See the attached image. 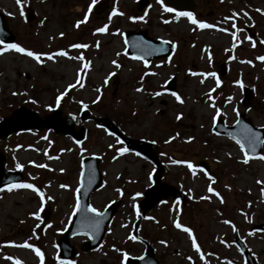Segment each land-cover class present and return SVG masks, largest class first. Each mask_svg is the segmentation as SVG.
<instances>
[{
    "label": "rangeland",
    "instance_id": "1",
    "mask_svg": "<svg viewBox=\"0 0 264 264\" xmlns=\"http://www.w3.org/2000/svg\"><path fill=\"white\" fill-rule=\"evenodd\" d=\"M98 1L28 0L21 7L24 11L30 6L27 12L33 18L27 24L25 15L17 16L20 7L14 0H0L1 10L16 15L10 20L18 37L15 44L35 53H67L53 60L41 56L38 63L13 49L4 51L0 44V119L20 107L40 117L58 109L61 117H73L74 131L83 136L77 142L42 129L0 141L3 168L18 170L23 184L44 193L41 207L40 197L30 189L0 190V264H41L33 249L16 246L24 242L40 250L43 264H123L124 253L138 257L145 243L153 247L159 264H248L237 239L256 264H264V231L255 229L264 223V160L259 158L264 143L259 155L244 163L240 146L213 132L216 119L232 125L240 113L264 129V61L258 59L264 56V0H194L191 14L212 25L208 28L178 12H165L163 0H147L142 12L138 0H110L109 11L96 16L91 7ZM104 26V32L96 31ZM130 29L175 44L173 53L149 63L126 56L123 33ZM77 43L88 47H71ZM80 56L83 60L76 58ZM173 78V92L182 103L167 91ZM69 84L75 87L57 105L56 97ZM242 87L252 94L249 107L242 105ZM157 92L160 95H154ZM99 118L109 119L132 139L153 142L161 181L183 198L162 199L142 215L139 203L151 186L155 166L136 152L119 154L116 150L124 146L96 125ZM89 156L100 158L102 175L89 204L99 212L111 202L119 205L97 248L83 252L88 238L72 236L69 244L75 255L61 261L57 240L72 221L81 162ZM37 212L39 219L31 215ZM174 221L192 231L200 252Z\"/></svg>",
    "mask_w": 264,
    "mask_h": 264
},
{
    "label": "water",
    "instance_id": "2",
    "mask_svg": "<svg viewBox=\"0 0 264 264\" xmlns=\"http://www.w3.org/2000/svg\"><path fill=\"white\" fill-rule=\"evenodd\" d=\"M108 1L102 0L93 9L94 13L99 15L108 9ZM167 7H171L176 12H189L192 13L195 9V2L193 0H164ZM147 1L140 0L138 10L141 11L146 7ZM14 35L8 28L6 18L0 13V43L6 45L13 43ZM125 54L130 57H140L145 63H149L152 59H160L169 57L174 50V47L169 42L163 40H156L147 36L143 30L140 31H127L124 33ZM221 74L225 75V70L221 69ZM167 88L172 91L174 88V78L167 82ZM252 99V94L247 88L243 89L242 104L249 107ZM87 113V112H86ZM14 120L4 118L0 121V139L7 138L12 133L26 131L29 129L39 130L42 128L53 129L57 134H66L74 137L76 140L81 138L73 132V119L72 117H60V111L54 110L51 115L46 116L44 119L36 116L35 112L25 108H19L12 113ZM84 118V117H83ZM99 127L104 128L108 133L116 136L129 151H136L143 157L152 162L156 169L152 176V185L143 193V198L139 203V207L144 213L150 210L156 203L169 196L173 198L182 199V193L173 186L167 185L161 181L162 166L158 156L155 154V144L144 140H135L130 137L124 136L117 126L107 118H99L96 120ZM246 129H251L256 133L261 140H264V129L261 127L253 126L248 118H245L243 113L238 115L237 121L232 126H225L221 119L217 120L213 131L217 134L226 135L234 141L240 140L245 145L244 152L248 153L249 157L257 156L261 151L262 143L256 145V150L253 152L248 147L247 140L245 139ZM99 157L90 156L82 161L81 181L77 190V201L79 202V209L76 210L74 218L68 228L58 240L59 256L63 260H68L73 257L74 249L69 245V238L74 235H85L89 238L84 242L81 250L86 252L98 247L101 243L102 237L105 233V227L111 220L119 202L109 204L102 212L103 217H97L94 213L88 212L89 196L97 189L102 182V176L99 172ZM2 158H0V163ZM200 166L208 170L204 163ZM13 172L3 170L0 165V188L15 184L21 181V176L16 173L11 176ZM99 219V226L94 225V221ZM82 222L80 229L76 230V226ZM258 231H264V223L259 224L255 228ZM237 246L242 250L248 264H256L255 259L248 253L244 244L236 240ZM144 253L139 257H129L125 264H159L154 256V249L145 243Z\"/></svg>",
    "mask_w": 264,
    "mask_h": 264
},
{
    "label": "snow or ice",
    "instance_id": "3",
    "mask_svg": "<svg viewBox=\"0 0 264 264\" xmlns=\"http://www.w3.org/2000/svg\"><path fill=\"white\" fill-rule=\"evenodd\" d=\"M157 2H158V3H161L162 0H157ZM16 3H17V5H21V4L23 3V0H16ZM162 7H163V4H162ZM113 11H114V13H115V9H114ZM164 11H165V12H173L174 9H172L171 7H164ZM257 11H260V10L257 9ZM20 14H21V16L24 15L23 10H21ZM235 15H236V13H233V16H235ZM244 15H247V13H244ZM177 16H186V17H188V19L191 21V23H193V24H198V26H199L200 28H208V27H212V25H208V24H206V23L196 21V20L193 18L192 14L189 13V12H179V13H177ZM86 19H87V15L85 16V20H86ZM130 19H131V18H130ZM139 19L143 20V17H139ZM226 19H227V18H226ZM165 22L167 23V21H165ZM80 23H81V21H77V25H76V26H79ZM106 27H107V26H104V27L98 28V29H96V31L102 33V32H104V31L106 30ZM233 27H235V24H233ZM221 30H222V31H226V29H221ZM61 35H63V34H61ZM231 35H232L233 38L235 39V37H236V33H235V32H232ZM262 43H264V41H262ZM97 46H98V45H97ZM233 46H235V45H233ZM7 47L10 48V49H13V50L16 51L17 53H21V54H25V55H27L28 57H30V58L36 60L38 63H41V62H42V61H41V56H44V55H46V56H47V59H49V60H53L54 57H55L56 55H62V56H66V55H67V53H65V52H63V51H59V52H57V53H52V54L35 53V52L31 51V50H26L25 48H23V47H21V46H19V45H17V44H10V45H8ZM71 47H73V48H87L88 45H87V44H79V43H77V44H73ZM173 47H175V44H173ZM0 51H3V50L0 49ZM76 58H77V59H81V60H83V57H82V56H80V57H76ZM136 58L139 59L140 57H136ZM209 59H211V57H209ZM258 59L264 61V56H262V57H258ZM113 63H115V61H113ZM84 66H85V67H88V64L86 63ZM193 75H195V73H193ZM201 75H203V74H201ZM207 75L215 76V73H208ZM201 82H203V81H201ZM77 83H80V80H79V73H78V80H77ZM216 83H217V86H219L220 81L217 79ZM236 83H240V81H237ZM81 86H83V85L81 84ZM73 87H75V85H73V84H69V85L67 86V88L65 89V91H64V92H61L60 95H58V96L56 97V104H57V105H59V103H60L62 97H63L64 95H66L68 89H71V88H73ZM140 90H141V89H137V91H140ZM97 91H99V89H97ZM210 91H211V90H210ZM13 94L15 95L16 93H13ZM154 95H160V93L157 92V93H154ZM171 95L174 96L175 99H176L178 102H181V103H182V99H181V97H180L176 92H172ZM98 99H99V97H98ZM209 99H211V96H210V95H209ZM32 102L35 103V101H32ZM216 112H217V114H219V109H216ZM180 118H181L180 115H177V119L179 120ZM177 135H178V134H177ZM170 139H174V137H170ZM188 139L191 140L192 138L189 137ZM245 139L247 140L248 147L251 148V150H252L253 152H255V150H256V145H257L258 143H264V140H261V138H260L256 133H253L251 129H246ZM167 142H168V141H166V143H167ZM121 143H122V142H121ZM236 143L240 145V149H241V151L244 152V150H245V145H244L243 143H241L240 140H237ZM109 147H111V145H110ZM62 151H63V150H62ZM116 151H117L119 154H123V153L127 152L128 149H126V148H119V149H117ZM137 155H139V153H137ZM50 158H51V157H50ZM259 158L262 159V160H264V156H260ZM114 159H115V157H114ZM248 160H249L248 153L245 152L243 162H244V163H248ZM172 163H173V164H179V163H184V162H183V161H178V160H173ZM16 167H17V168H20V167H22V166L19 165V164H17ZM38 167H46V166H45V165H38ZM188 167L191 169V168L193 167V165H192L191 163H188ZM61 171H63V169H61ZM206 175H207V173H206ZM210 179H211V178H210ZM257 183H262V182H261V181H257ZM14 187H15V188H25V189H30V190L36 192V194L40 197V200H41V207L43 206V203H44V193H43L39 188L35 187L33 184H30V183H24V184L8 185V190L11 191ZM61 187H62V188H65V187H67V186H66V185H61ZM117 191H119V190H117ZM208 191H209V192H213L214 190H213L211 187H209V188H208ZM136 195L139 196L140 193H136ZM216 195H219V194L217 193ZM205 198H206V197H205ZM48 199L51 200L52 197H48ZM77 209H79V202H78V201H77V204H76V209H74V211L77 210ZM87 211H88V212H91V213H94L95 216H97V217H101V218L103 217V213H102V212H99L96 208L92 207L91 205L88 206ZM31 215H34V216H36L37 219H39V213H38V212H37V213H32ZM137 215H139V212H137ZM93 223H94V225H95L96 227H98V226H99V223H100V220L97 219V220H95ZM224 223L228 224V223H230V221L225 220ZM174 225H175V227H176L177 229H182L185 233L188 234V236H189L190 238H192V245H193V248H195V250H196L197 252H200V248H199V246L197 245V242H196L195 238L193 237L192 231H191L189 228L182 226L178 221H174ZM131 238H132V239H136V237H131ZM161 243H164V242L162 241ZM16 246H23V247H27V248H31V249H33V250L35 251L36 255H37L38 257H40L41 264H43V255H42V253L40 252V250H39L38 248H34V246L31 245V244H29L28 242H24L22 245H16ZM124 258L127 259V253H124ZM9 259H12V258L9 257ZM201 259H203V256H201ZM16 264H21V262L16 261ZM61 264H63V262H61Z\"/></svg>",
    "mask_w": 264,
    "mask_h": 264
},
{
    "label": "flooded vegetation",
    "instance_id": "4",
    "mask_svg": "<svg viewBox=\"0 0 264 264\" xmlns=\"http://www.w3.org/2000/svg\"><path fill=\"white\" fill-rule=\"evenodd\" d=\"M28 0H23V3L21 4V5H18L17 7H20V10H18V14H17V16L19 17V18H23V16L25 15V18H26V23L27 24H29V19H30V21H31V19L33 18V15L31 16L30 14H29V12H27V10L29 9V4L27 5V8H26V10H24L23 12H24V15L23 16H21V14H20V12H21V7H22V5L24 4V3H26ZM19 9V8H18ZM0 11L2 12V13H4L5 14V16L7 17V19H8V24H9V28L11 29V25L14 23V22H11L10 20L11 19H15V14H13V13H7V12H5L4 10H1L0 9ZM12 30V29H11ZM13 34H14V37H15V41L18 39V37L16 36V32L14 31L13 32Z\"/></svg>",
    "mask_w": 264,
    "mask_h": 264
}]
</instances>
